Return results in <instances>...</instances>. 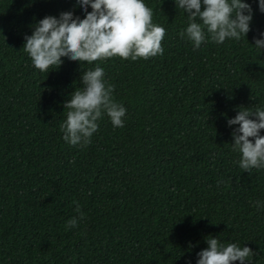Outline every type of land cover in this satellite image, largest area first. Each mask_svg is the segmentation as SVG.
I'll return each mask as SVG.
<instances>
[{"label":"trees","instance_id":"16d2710c","mask_svg":"<svg viewBox=\"0 0 264 264\" xmlns=\"http://www.w3.org/2000/svg\"><path fill=\"white\" fill-rule=\"evenodd\" d=\"M245 2L253 20L239 41L205 32L196 49L179 35L189 21L175 0H144L166 29L162 56L65 57L41 72L25 36L46 16L86 13L77 0H0V264H197L209 236L264 264V168H239V125L227 123L241 106L264 108V49L254 46L264 12ZM97 64L127 110L124 127L104 114L91 143L72 146L63 104Z\"/></svg>","mask_w":264,"mask_h":264},{"label":"clouds","instance_id":"9594fccd","mask_svg":"<svg viewBox=\"0 0 264 264\" xmlns=\"http://www.w3.org/2000/svg\"><path fill=\"white\" fill-rule=\"evenodd\" d=\"M264 12V0H258ZM178 9L188 16V26L179 35L192 42L196 49L205 42V32L211 41L223 44L227 39L239 41L248 36L253 20L251 4L245 0H175ZM86 13L85 18L73 12H62L59 18L46 16L33 26L32 34L25 36L23 46L33 66L41 72L60 67L67 57L80 64H93L119 57L137 61L164 54L162 41L166 29L153 23V12L144 0H77ZM89 6L91 11H88ZM197 20L200 22L198 23ZM264 36V33H261ZM256 49H264V39L256 38ZM81 86L75 87L63 107L66 119L60 124L63 139L72 146H87L98 131L97 121L104 114L114 127H124L126 108L115 101V85L106 82L105 72L98 64L94 70L82 73ZM229 126L239 125L232 133V150L240 154L236 162L243 172L264 168V108L240 107ZM223 183V181H221ZM76 212L84 219L78 202ZM260 202L254 207L260 208ZM66 229L78 227V218L67 221ZM208 247L197 255V264H250L254 255L250 247L236 243L224 245L219 238H206Z\"/></svg>","mask_w":264,"mask_h":264}]
</instances>
